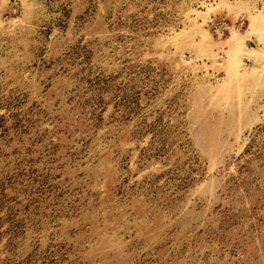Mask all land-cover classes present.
<instances>
[{"label": "rangeland", "instance_id": "1", "mask_svg": "<svg viewBox=\"0 0 264 264\" xmlns=\"http://www.w3.org/2000/svg\"><path fill=\"white\" fill-rule=\"evenodd\" d=\"M258 17L0 0V264H264Z\"/></svg>", "mask_w": 264, "mask_h": 264}, {"label": "bare ground", "instance_id": "2", "mask_svg": "<svg viewBox=\"0 0 264 264\" xmlns=\"http://www.w3.org/2000/svg\"><path fill=\"white\" fill-rule=\"evenodd\" d=\"M258 18H259V17H258ZM259 19H260V20L257 21V18H256V21H257V28H256V31H255V32H256V34L258 33L259 40L262 41V42L264 43V19H262V20H261V18H259ZM252 28H253V27H252ZM252 28H251V30H252ZM252 32H253V31H252ZM250 34H251V33H250ZM252 34H253V33H252ZM252 34H251V35H252ZM257 39H258V38H257ZM244 47H245V46H244ZM230 49H231V48H230ZM230 49H228V50H230ZM232 49H233V48H232ZM247 49H248V48H247ZM228 50H227V51H228ZM233 50H234V49H233ZM236 50H237V48H236ZM236 50H235V51H236ZM248 50H249V49H248ZM235 51H233V52L231 51V52H230V53L232 54L231 56H233L234 58L231 57V56H229V57L232 58L231 60L234 59V61H233L234 64L230 61V58H228V59H229L228 62L230 61L234 66L238 67L239 62L241 63V60L239 61V59H237L238 62L235 61V57H236V55L239 54V53H238V50H237L236 52H235ZM242 51H243V49H242ZM256 51H257V50H256ZM234 52H235L236 54H234ZM230 53H229V54H230ZM261 53H264V52H262V50H261ZM241 54H242V53H241ZM244 54H245V55H244ZM244 54H243L244 56L242 55V56H243L242 59L246 62V61H248L249 58H250V57H248V55L252 56L253 54H255V50H253V49L251 50V49H250L249 51H246ZM234 55H235V56H234ZM237 56H238V55H237ZM238 57H239V56H238ZM247 57H248V58H247ZM260 57H261V56H260ZM236 58H237V57H236ZM239 58H240V57H239ZM187 59H188V58H187ZM256 59H258V58H257V55H256V57H255V60H256ZM258 60H259V59H258ZM186 61H187V60H186ZM189 61H190V59L188 60V62H189ZM256 61H257V60H256ZM235 62H237L238 65H237ZM245 62H243V63H245ZM235 64H236V65H235ZM240 65H241V64H240ZM255 71H257L256 68H253V66H252V68H250V70H249V69L247 70V68H246L245 72H243V73L233 72L232 75H236V76H239V77H243V76L245 77V76H247V75H250L251 73H254ZM255 75H256V74H255ZM257 75H258V74H257ZM239 85H240V83H239ZM237 87H238V86H236V84H235L234 88H237ZM239 109H240V108L237 107V111H238V113H239ZM241 112H242V111H241ZM238 113H237V115H239Z\"/></svg>", "mask_w": 264, "mask_h": 264}]
</instances>
